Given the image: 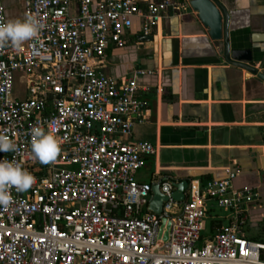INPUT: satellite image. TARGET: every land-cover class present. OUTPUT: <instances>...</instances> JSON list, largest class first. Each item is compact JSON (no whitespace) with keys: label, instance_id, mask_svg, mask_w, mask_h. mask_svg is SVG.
<instances>
[{"label":"built area","instance_id":"built-area-1","mask_svg":"<svg viewBox=\"0 0 264 264\" xmlns=\"http://www.w3.org/2000/svg\"><path fill=\"white\" fill-rule=\"evenodd\" d=\"M189 9V0H23V16L45 27L19 50L0 48V133L16 144L0 160H16L37 179L0 206V264H264V242L241 234L242 206L260 195L234 188V170L187 180L178 202V179L137 181L156 147L130 139L147 105L135 76L153 70L117 80L100 69L110 47H124L134 20L150 35L169 13ZM15 73L23 86L16 95ZM49 124L61 152L44 165L31 157L30 129ZM153 183L167 196L159 214L147 208ZM212 205L230 220L202 240ZM162 218L169 227L160 231Z\"/></svg>","mask_w":264,"mask_h":264},{"label":"crops","instance_id":"crops-1","mask_svg":"<svg viewBox=\"0 0 264 264\" xmlns=\"http://www.w3.org/2000/svg\"><path fill=\"white\" fill-rule=\"evenodd\" d=\"M219 1L228 13L230 47L250 49L251 59L244 63L264 74V0ZM2 4L6 22L24 18L23 0ZM141 35L134 20L124 47H110L100 65L117 80L131 77L135 69L153 70L135 76L138 96L147 105L130 139L156 147L136 172L137 181L218 179L226 169L234 170V188L260 195L242 206L241 234L263 237L264 80L227 62L223 41L210 38L192 9L169 13L151 32L152 40ZM221 212L229 222L228 213Z\"/></svg>","mask_w":264,"mask_h":264},{"label":"clouds","instance_id":"clouds-1","mask_svg":"<svg viewBox=\"0 0 264 264\" xmlns=\"http://www.w3.org/2000/svg\"><path fill=\"white\" fill-rule=\"evenodd\" d=\"M45 25L35 15L23 19L0 22V48L12 47L19 50L24 42L38 37ZM52 125L33 126L30 129L31 157L34 161L48 165L54 163L61 152L58 139L53 134ZM16 151V144L9 135L0 133V152ZM36 177L16 160H0V206L8 207L13 202L12 189L17 193L27 192L36 182Z\"/></svg>","mask_w":264,"mask_h":264},{"label":"water","instance_id":"water-1","mask_svg":"<svg viewBox=\"0 0 264 264\" xmlns=\"http://www.w3.org/2000/svg\"><path fill=\"white\" fill-rule=\"evenodd\" d=\"M190 7L196 12V17L204 27L208 29V34L213 40L223 41V56L230 64L241 68L248 69L264 80V74L258 73L256 69L244 63L251 59L250 49H234L229 45L228 40V13L219 0H189ZM141 40H152V35H141ZM188 181L181 180L175 182L176 189L172 193L175 201H182L184 198V190ZM167 200V196L159 191V183H153L151 187L150 201L148 202V210L159 214L162 210L163 201ZM166 223V229L169 227V221L162 218L161 229ZM167 231L164 232L163 239L166 240Z\"/></svg>","mask_w":264,"mask_h":264},{"label":"trees","instance_id":"trees-1","mask_svg":"<svg viewBox=\"0 0 264 264\" xmlns=\"http://www.w3.org/2000/svg\"><path fill=\"white\" fill-rule=\"evenodd\" d=\"M201 183H205L207 180H210V178L208 177H200L199 178ZM216 210H218L217 208L210 206L207 210H206V217H205V220L209 221L210 222V226H209V234H207L206 237H203L202 234H201V239L204 240L206 238H208V236H211L213 235L217 230H221L224 226H226L229 222L225 223V224H222L221 220H225V217L227 216H223L222 214H217L216 213ZM216 213V214H215ZM227 219V218H226ZM230 219H228L229 221ZM220 223L221 228H216V223ZM205 231V226H204V230ZM251 240H255V241H262L264 242V235L263 237H252Z\"/></svg>","mask_w":264,"mask_h":264},{"label":"rangeland","instance_id":"rangeland-1","mask_svg":"<svg viewBox=\"0 0 264 264\" xmlns=\"http://www.w3.org/2000/svg\"><path fill=\"white\" fill-rule=\"evenodd\" d=\"M13 92L14 95L16 94H20L23 92V86L21 84V78H20V74L19 73H15V77H14V87H13ZM217 214H223L220 210H216ZM215 213V214H216ZM222 224L225 223V220H221ZM209 226H210V222L207 220H205V231L202 232V236L206 237L207 234H209ZM216 228H221L222 225H220V223H216ZM263 231H264V226H263Z\"/></svg>","mask_w":264,"mask_h":264}]
</instances>
